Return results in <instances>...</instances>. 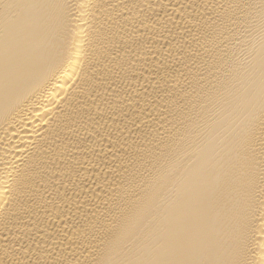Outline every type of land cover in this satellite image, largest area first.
Instances as JSON below:
<instances>
[{"label": "bare ground", "instance_id": "6f19581e", "mask_svg": "<svg viewBox=\"0 0 264 264\" xmlns=\"http://www.w3.org/2000/svg\"><path fill=\"white\" fill-rule=\"evenodd\" d=\"M0 264H264V0H0Z\"/></svg>", "mask_w": 264, "mask_h": 264}]
</instances>
